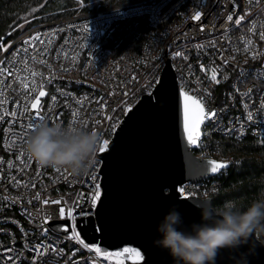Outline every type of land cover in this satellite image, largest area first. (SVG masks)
Instances as JSON below:
<instances>
[{"label": "built area", "instance_id": "2783aa9c", "mask_svg": "<svg viewBox=\"0 0 264 264\" xmlns=\"http://www.w3.org/2000/svg\"><path fill=\"white\" fill-rule=\"evenodd\" d=\"M197 11L203 15L193 19ZM230 14L231 21L227 19ZM141 16L148 30L138 49L119 51L115 48L119 43H106L118 22ZM168 58L180 87L217 112L215 118L203 123L195 150L198 156L230 164L232 157L214 155L217 138L240 141L252 136L264 140V0L98 4L22 26L11 40L0 42V70H6L0 72V264H32L37 244L48 248V253L35 264L133 261L134 253H123L108 262L72 240L69 233L57 229L45 235L44 229H54L53 221L66 219L71 225L68 212L76 215L78 205L83 206L85 217L95 216V209L87 210L95 183L102 182L99 145L104 139L111 143L129 110L143 95L153 92ZM213 74L219 83L212 79ZM37 111L46 119H38ZM33 120L97 132L95 160L100 163L74 176L65 168L44 167L29 159L23 145L31 133L28 123ZM91 175L98 177L95 183ZM216 184L210 176L186 181L178 191L182 198H205ZM57 200L59 204L51 203ZM60 208L65 210L63 217ZM75 230L90 243L78 227ZM96 244L112 252L135 248L144 257L133 245L111 250ZM50 245L57 253L63 249V254L57 256Z\"/></svg>", "mask_w": 264, "mask_h": 264}, {"label": "water", "instance_id": "95a60500", "mask_svg": "<svg viewBox=\"0 0 264 264\" xmlns=\"http://www.w3.org/2000/svg\"><path fill=\"white\" fill-rule=\"evenodd\" d=\"M165 62L160 81L153 92L143 95L116 130L112 140L116 142L114 150L110 155L98 154L103 159L102 170L99 172L102 173L101 199L106 203L103 213L106 230L94 234L91 227L84 228L83 224H78L87 242L99 243L111 250L127 245L139 247L144 253V259L126 264H145L148 258L145 248L151 252L153 264H173L167 250L153 243L158 235L157 223L175 205L184 224L190 225L200 220L198 204H212L211 196L182 198L178 187L186 181H199L230 167L228 162L202 158L195 152L202 137L203 123L207 119L201 118V123L196 127L200 135L198 143L190 144L185 130L183 98H179L178 108L170 106L167 98L158 101L155 92L161 82L170 91H174L177 97L183 89L178 83L170 58ZM195 99L205 111L208 110L198 98ZM212 109H215L214 106ZM196 111L195 105L189 101V127L192 126V116ZM210 160L225 166L213 173L208 170L207 161ZM88 217H91V225L99 229L102 221L96 216V210L95 216ZM76 219L79 222V218ZM84 223H88L87 217ZM61 224L70 225L68 219L52 222L53 227ZM247 248L245 244L239 250L221 249L217 253L216 264H234L232 256L238 257L239 252ZM250 256L252 258L248 259V264H264V247L257 246L255 255Z\"/></svg>", "mask_w": 264, "mask_h": 264}, {"label": "clouds", "instance_id": "9594fccd", "mask_svg": "<svg viewBox=\"0 0 264 264\" xmlns=\"http://www.w3.org/2000/svg\"><path fill=\"white\" fill-rule=\"evenodd\" d=\"M99 136L95 131L47 120L37 123L23 151L44 167L65 168L72 175L96 163ZM200 220L185 225L178 208H169L156 225L153 243L166 249L173 264H216L221 249L239 250L234 264H248L257 246L264 247V191L246 206L235 201L198 204Z\"/></svg>", "mask_w": 264, "mask_h": 264}, {"label": "trees", "instance_id": "16d2710c", "mask_svg": "<svg viewBox=\"0 0 264 264\" xmlns=\"http://www.w3.org/2000/svg\"><path fill=\"white\" fill-rule=\"evenodd\" d=\"M126 0H0V42L11 40L20 25L29 26L36 22L70 14L98 4H112ZM92 4H95L91 6ZM148 30L144 16L125 19L117 23L106 43L119 51L132 52L139 48ZM261 139L247 136L236 141L220 137L214 142L216 157H232L230 167L214 175L217 184L211 190L213 205L235 201L246 206L264 191V143Z\"/></svg>", "mask_w": 264, "mask_h": 264}, {"label": "snow or ice", "instance_id": "6c2138e0", "mask_svg": "<svg viewBox=\"0 0 264 264\" xmlns=\"http://www.w3.org/2000/svg\"><path fill=\"white\" fill-rule=\"evenodd\" d=\"M203 15L202 12L197 11L195 13V16L193 17V19H200L201 16ZM228 20H232L233 16L230 14L227 17ZM243 19V17H241L240 19L236 20V24H240L241 20ZM176 55H180L179 53H177ZM227 63V62H225ZM203 67V66H201ZM6 70H0V72H3ZM212 79L214 81H217V83H219V81L217 80V77L215 74L212 75ZM40 95L43 96L44 92L41 91ZM155 95L158 97V101L159 99H164L167 98L169 100V104L170 106H176L178 108L179 105V98L182 97L183 98V106H184V118H185V130L187 132V141L190 144H197L199 139H200V135L198 132H196V127L201 123V118L203 119H210V118H215L217 116V112L215 109H211V110H207L205 111V109L196 101L195 97L189 96L187 94V92H185L183 89H181L179 91V97H177L174 93V91H170L168 89V86L164 83L161 82L158 89L155 92ZM56 98L53 97V100H55ZM149 101H151V97L148 98ZM189 101H192L193 105H195V108L197 109V111L193 114L192 116V126L189 127L188 121L190 118V113H189ZM33 108H36V105L33 104L32 105ZM129 107H131V105H129ZM13 115H15V113H13ZM36 116L38 119H46L45 116H43L39 111L36 112ZM248 119L251 120L252 116L251 114H249ZM73 123H75V121H73ZM37 122L35 120L31 121L28 123V129L31 132L32 130H34V128L36 127ZM232 132H235L236 129L233 128L231 130ZM115 141L109 142V140L104 139L102 141V143L99 145L98 148V152L100 153H106V155H110L111 152L114 150V146H115ZM261 143H264V141H261ZM96 155V154H95ZM29 159H31V157L29 156ZM208 165H209V171L216 173L218 172L221 168H223L225 165L218 163L215 160H210L207 161ZM100 163V160H96V165H98ZM59 170V169H57ZM102 170V169H101ZM97 176L96 175H91V180L95 183V181L97 180ZM181 192H184V189L181 188L180 189ZM92 197L91 198V204L90 207L87 211H91L92 209L96 210V216L98 218L101 219V225L99 227V229H97L96 227L91 225V217H87L88 223L85 224V216L86 213H84L83 211V206L82 205H78L77 206V212L76 215H73V212L70 210L68 212V216L72 218V223L71 225L68 224H61V225H57L55 226L54 229H49V228H45L44 229V234L47 235L48 232L51 231H55L57 229L67 232L69 233V236L72 240L77 241L80 245H83V248L88 249L89 251H95L97 257H103L105 258L106 261L111 262L113 260L114 257H122L123 253H128V254H132L134 253V256H131V258L133 259V261L137 260V259H144V257H142L139 253V251L135 248H124L121 251H104L102 250L96 243H85L83 239H81L79 233L75 230L78 227V224H83L84 228H89L91 227L92 232L94 234L99 233L103 230H106V225L103 222V213H104V209L106 207V203L104 199H101V185L100 183H95V187H94V191L92 193ZM87 202V200L85 201ZM99 202V206H97V203ZM44 203H49V201H44ZM51 203L53 204H59L60 201H52ZM65 214V210L64 208H60V216L63 217ZM79 216V222H77L76 220V216ZM47 219H49V217L45 218V223H47ZM83 230V229H82ZM49 247H51V251L53 253H55L57 256H60L63 254V249L60 250L59 253L56 252V248L54 245H50ZM235 250V249H233ZM34 252L36 253V255L33 257V262L32 264H35L36 260L38 257L44 256L48 253V248H45L43 244H37L34 248ZM75 252V249H74ZM145 252L148 253V258L145 260V264H153V260H152V254L149 251L148 248H145ZM236 257L233 255L232 259L234 260ZM252 258L250 255L248 256V259ZM9 259H11V257L9 256ZM54 264V262H53ZM77 264H80V262H77ZM83 264H87V262H83ZM92 264H96V261L93 260ZM117 264H122V261H117Z\"/></svg>", "mask_w": 264, "mask_h": 264}, {"label": "rangeland", "instance_id": "374dc122", "mask_svg": "<svg viewBox=\"0 0 264 264\" xmlns=\"http://www.w3.org/2000/svg\"><path fill=\"white\" fill-rule=\"evenodd\" d=\"M93 5H95V4H92L91 6H93ZM24 24H25V23L21 24L20 27L23 26Z\"/></svg>", "mask_w": 264, "mask_h": 264}]
</instances>
